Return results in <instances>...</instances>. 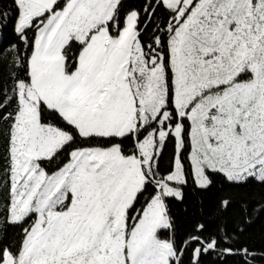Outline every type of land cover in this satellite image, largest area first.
<instances>
[{
    "label": "snow or ice",
    "instance_id": "1",
    "mask_svg": "<svg viewBox=\"0 0 264 264\" xmlns=\"http://www.w3.org/2000/svg\"><path fill=\"white\" fill-rule=\"evenodd\" d=\"M0 264H264V0H0Z\"/></svg>",
    "mask_w": 264,
    "mask_h": 264
}]
</instances>
